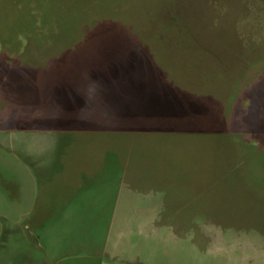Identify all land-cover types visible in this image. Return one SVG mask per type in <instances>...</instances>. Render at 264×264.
<instances>
[{"label":"rangeland","instance_id":"rangeland-1","mask_svg":"<svg viewBox=\"0 0 264 264\" xmlns=\"http://www.w3.org/2000/svg\"><path fill=\"white\" fill-rule=\"evenodd\" d=\"M161 75L172 88L197 96L178 93L174 103L179 102L169 112L173 99L167 94L176 92L166 89L158 96L153 82L145 80L137 92L146 94L149 104H133L129 112V78L155 76L163 82ZM127 118L140 128L187 130L176 135L177 145L183 155L196 150L192 171L179 181L192 191L183 203L189 195L194 200L180 212H144V219L158 225L145 227L129 261L239 264L243 254L264 251V0H0V216L10 207L14 211L9 193L23 198L33 193L35 177L22 158L30 153L27 140L57 132L48 140H78V134L65 136L63 130L124 126ZM103 133L90 138L106 146L117 140L122 149L125 138L132 137L127 130ZM146 133L151 142L170 140V135ZM114 152L107 155L105 169L117 160L119 166L127 161L125 173L143 167ZM98 157L96 148L86 149L81 164L69 172L100 171L93 169ZM187 163L179 162L183 170ZM207 168L214 178L210 206ZM249 188L260 191L261 206L244 203L248 196L242 191ZM35 208L32 233L44 264L51 263L45 260L50 253L54 264H82L76 258L85 251L79 242L109 236L107 224L129 217L85 211L84 205L61 211L47 200ZM142 213L131 214L132 221L144 220ZM3 224L0 219V238L12 234ZM155 230L159 241L152 239ZM63 255L68 260H61Z\"/></svg>","mask_w":264,"mask_h":264},{"label":"crops","instance_id":"crops-1","mask_svg":"<svg viewBox=\"0 0 264 264\" xmlns=\"http://www.w3.org/2000/svg\"><path fill=\"white\" fill-rule=\"evenodd\" d=\"M161 76L162 79L160 80H163V82L155 80V76L150 77L153 78V80L146 77L136 78V76L129 78L130 83L135 86L134 89L132 85L127 94L129 95V112H131L130 108L133 104L138 105L142 102L144 104H149L148 101L150 100L147 101L144 97L146 94L137 92V90L141 89V83L145 80L153 82L150 83L151 88L152 90L155 88L153 93H156L158 96L167 91L176 92L174 93V97L170 93L167 94L169 99H171V97L173 99L169 102V105H167L169 112L170 110H174L172 109V104L174 100H176L175 98L179 97L178 95L183 94L189 98L197 96L195 93L188 95L174 89V87L172 88V85L167 83L165 75ZM155 81H157V83ZM134 91L138 94L135 93L133 95ZM155 102L156 99L155 101L153 100V104H155ZM178 102L177 100L174 105ZM126 115H129V113L121 117H125ZM163 116L167 115L164 114ZM169 116L175 117V113H169ZM156 120L159 123V118H156ZM139 125L140 124L135 123L132 118H127V122L124 126H107L104 128H86L83 126L78 129L68 128L66 129L68 131L63 130L62 134L65 136H77L78 134V140H67L59 144H57L54 139L48 140V138L56 134L58 135L60 132L53 133L46 138L37 139L36 142L27 140L26 144L29 145L28 151H30V153L28 156H22V158L25 164L30 168V175L35 177L34 190L33 193L30 190L28 198L27 195L26 198L21 197L18 192L9 193L8 195L10 202L15 204L14 211L10 213V207L5 215L0 216V219L4 220L2 229L5 231L7 228L12 234L5 238H3L2 235L0 238V264H44L42 260L40 263L38 261L37 238L35 233H32V229L35 230V223L32 215L36 209V204H38L40 200L54 201L55 206L60 205L61 211L79 209L81 205H84L85 211H94V209H96L107 210L109 212H114V214L115 212L125 215L129 214V217L125 219L116 220L119 221L118 223L113 220L110 224L106 225L109 228V236L101 238L92 237L90 240L79 242V246L85 251H81L76 258L82 262V264H136L134 261H129V250L139 248L142 244V239L144 234H146L145 227L151 225L155 226L158 223L156 220L154 222H149L147 218L144 219V216H147L148 212L157 211L160 210V208L172 212L187 210L185 206L189 205V203L194 200V197L190 198L192 191L187 192L190 188L183 186L179 181L192 171V163L196 158V150L194 155V149L189 153L187 151L186 154L183 155L182 149L177 145L176 135L180 136L183 131L187 130L170 132V127L157 128L156 126H152L148 128L147 126L146 128H140L142 125ZM124 130L129 131V136L132 137L125 138V145H123L122 149H119L117 140L108 142V146H106L101 143L100 139L90 138L96 135V133L100 134V132L109 134V132H121ZM31 131L33 132V130ZM148 131L161 134L156 135L161 138L170 135V140H168L169 142H166L164 139H162L161 142H151L148 140L152 138L150 137L151 133H146ZM189 131L190 133L193 132V130L190 129ZM36 134L38 133L36 132ZM92 143H97L99 147L90 145ZM192 143H189L191 147L194 145ZM95 148L99 152V160L95 163L93 162V169H99L100 171H92L94 173L84 176H80V174H78L79 176L74 175V172H69L73 171L69 170L70 168L76 169L75 166L81 164L83 151L86 149L93 150ZM113 152L118 156L122 155V158L127 157L125 160H136L137 163L143 164V167L140 169L136 168L135 170L128 169L125 173L127 161L125 164L123 163L122 166H119L116 158L117 162L115 165L105 169V165H107V155ZM181 159L189 162L186 165L187 168L185 167L184 170L179 164ZM35 160H37V164ZM39 162H42L40 166L45 164L42 170H39L37 166ZM134 166L136 167V163ZM179 168H181L184 173L177 171ZM208 171L207 168V187L205 192L206 204L210 206L211 199L209 192L213 188L214 184L212 179L214 178ZM39 180L41 181L39 182ZM58 186L62 189L61 191L57 189ZM186 192L190 193V195L183 203ZM242 194L248 196L247 199L244 200V203H257L260 206L263 204L261 193L256 188H249V190L245 189L242 191ZM54 196H59L60 199H50V197ZM240 202H242V199H240ZM134 212H143L142 219L144 220L132 221L131 214H134ZM144 212H147V215L144 214ZM186 220L191 221V219L187 218ZM135 226L138 227V230L129 229ZM157 230L159 231L158 228ZM157 230H155L157 233H155L153 235L154 238H152L154 241H159V239H155L160 237ZM135 234H137L138 237L132 239L131 237ZM151 235L152 233L150 236ZM49 248H51V245ZM101 256L105 258L104 261ZM232 257V255H229L227 258L230 260ZM68 258V255L61 256V260H68ZM238 259L239 264H264V251L256 250L249 255L243 254L238 257ZM45 260H51L50 264H54V258L51 253L48 259Z\"/></svg>","mask_w":264,"mask_h":264}]
</instances>
